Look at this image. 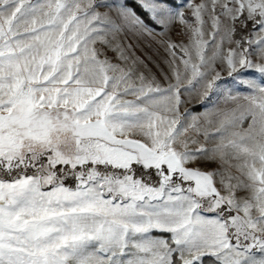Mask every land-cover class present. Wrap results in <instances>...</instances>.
<instances>
[{
    "label": "snow or ice",
    "instance_id": "6c2138e0",
    "mask_svg": "<svg viewBox=\"0 0 264 264\" xmlns=\"http://www.w3.org/2000/svg\"><path fill=\"white\" fill-rule=\"evenodd\" d=\"M0 264H264V0H0Z\"/></svg>",
    "mask_w": 264,
    "mask_h": 264
},
{
    "label": "rangeland",
    "instance_id": "374dc122",
    "mask_svg": "<svg viewBox=\"0 0 264 264\" xmlns=\"http://www.w3.org/2000/svg\"><path fill=\"white\" fill-rule=\"evenodd\" d=\"M168 38H171L175 41L186 39V37L181 32L180 26L177 25L168 34V37H144L132 41L136 45V55L140 56L142 59H145L148 67L157 74H159V68H164L165 71L167 70V66L163 63L166 53L160 41ZM157 65H159V68Z\"/></svg>",
    "mask_w": 264,
    "mask_h": 264
}]
</instances>
